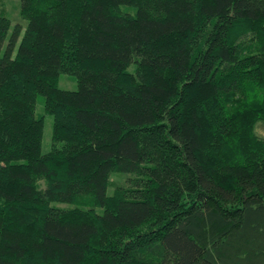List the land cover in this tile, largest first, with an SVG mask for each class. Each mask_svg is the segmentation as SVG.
<instances>
[{"label":"trees","instance_id":"trees-1","mask_svg":"<svg viewBox=\"0 0 264 264\" xmlns=\"http://www.w3.org/2000/svg\"><path fill=\"white\" fill-rule=\"evenodd\" d=\"M21 5L19 43L0 11V264H264V0ZM113 171L134 184L109 194Z\"/></svg>","mask_w":264,"mask_h":264},{"label":"rangeland","instance_id":"rangeland-1","mask_svg":"<svg viewBox=\"0 0 264 264\" xmlns=\"http://www.w3.org/2000/svg\"><path fill=\"white\" fill-rule=\"evenodd\" d=\"M22 0H0V11L4 12L11 19V28L9 29L8 36L12 33L14 28L18 26L20 28V36L18 43L24 36V30L27 26V19L21 14ZM7 36V39H8ZM7 39L5 44L7 43ZM134 68L133 66L131 67ZM59 86L65 89H76L77 81L73 74L64 73L61 74ZM37 114L43 118V152H48L54 143L53 140V124H54V101L53 99H45L43 96H39L36 106ZM256 132L260 136H264V122L257 123ZM4 162H0V171L4 166ZM134 173L113 171L110 176V185L108 187L109 194H114L118 186H132L134 184ZM44 185V182H41ZM55 204L61 206H69V203L55 202Z\"/></svg>","mask_w":264,"mask_h":264}]
</instances>
